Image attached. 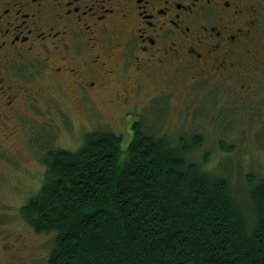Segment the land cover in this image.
I'll return each mask as SVG.
<instances>
[{
    "label": "flooded vegetation",
    "instance_id": "flooded-vegetation-1",
    "mask_svg": "<svg viewBox=\"0 0 264 264\" xmlns=\"http://www.w3.org/2000/svg\"><path fill=\"white\" fill-rule=\"evenodd\" d=\"M150 83L160 100L264 94V0H0L2 134L54 128L62 98L88 107L114 85L126 106Z\"/></svg>",
    "mask_w": 264,
    "mask_h": 264
},
{
    "label": "trees",
    "instance_id": "trees-1",
    "mask_svg": "<svg viewBox=\"0 0 264 264\" xmlns=\"http://www.w3.org/2000/svg\"><path fill=\"white\" fill-rule=\"evenodd\" d=\"M139 123L124 145L94 129L75 149L42 154L40 185L17 210L52 235L45 263L264 264V178L232 191L205 151L195 157L201 134L171 142ZM234 148L218 140L216 152Z\"/></svg>",
    "mask_w": 264,
    "mask_h": 264
},
{
    "label": "rangeland",
    "instance_id": "rangeland-1",
    "mask_svg": "<svg viewBox=\"0 0 264 264\" xmlns=\"http://www.w3.org/2000/svg\"><path fill=\"white\" fill-rule=\"evenodd\" d=\"M154 87L153 83L145 85L130 99L128 108L114 85L95 93L88 107L71 95L59 100L67 113L60 112V124L54 128L34 124L19 126L11 134L0 132V264H46L52 235L35 233L21 221L17 209L40 185L44 169L41 157L46 149H75L90 130L120 132L123 145L130 139L136 120L146 132L165 134L171 142H176L180 133H196L195 138L201 134L202 146L195 157L205 151L206 167L213 176L227 178L232 191L245 189L248 177L264 178V94L252 101L238 95L231 101L224 94L201 101L206 88H199L197 95L198 90L180 86L169 99L160 100L151 97ZM221 99L225 108L212 111L211 106ZM134 100L135 109L125 112ZM151 102L149 108L139 109ZM218 140L234 144L236 149L216 152Z\"/></svg>",
    "mask_w": 264,
    "mask_h": 264
}]
</instances>
